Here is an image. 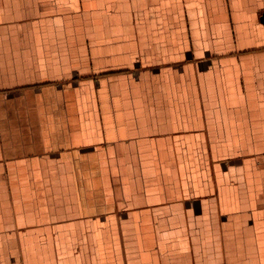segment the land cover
<instances>
[{"label":"crops","instance_id":"obj_1","mask_svg":"<svg viewBox=\"0 0 264 264\" xmlns=\"http://www.w3.org/2000/svg\"><path fill=\"white\" fill-rule=\"evenodd\" d=\"M263 14L0 0V264H264Z\"/></svg>","mask_w":264,"mask_h":264},{"label":"water","instance_id":"obj_2","mask_svg":"<svg viewBox=\"0 0 264 264\" xmlns=\"http://www.w3.org/2000/svg\"><path fill=\"white\" fill-rule=\"evenodd\" d=\"M262 20H263V22H264V14L262 15V18H261Z\"/></svg>","mask_w":264,"mask_h":264},{"label":"rangeland","instance_id":"obj_3","mask_svg":"<svg viewBox=\"0 0 264 264\" xmlns=\"http://www.w3.org/2000/svg\"><path fill=\"white\" fill-rule=\"evenodd\" d=\"M38 114H39V111L36 113V116H39Z\"/></svg>","mask_w":264,"mask_h":264}]
</instances>
